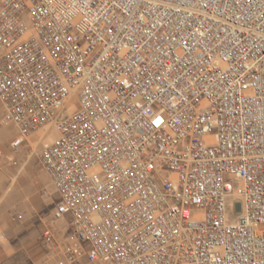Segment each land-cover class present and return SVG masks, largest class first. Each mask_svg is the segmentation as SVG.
<instances>
[{"label": "built area", "instance_id": "1", "mask_svg": "<svg viewBox=\"0 0 264 264\" xmlns=\"http://www.w3.org/2000/svg\"><path fill=\"white\" fill-rule=\"evenodd\" d=\"M0 104L49 264H264V0H0Z\"/></svg>", "mask_w": 264, "mask_h": 264}, {"label": "rangeland", "instance_id": "2", "mask_svg": "<svg viewBox=\"0 0 264 264\" xmlns=\"http://www.w3.org/2000/svg\"><path fill=\"white\" fill-rule=\"evenodd\" d=\"M0 104V264H49L42 233L51 227L59 200L39 162L36 142L12 150L14 130L1 124ZM68 218L52 229L65 236Z\"/></svg>", "mask_w": 264, "mask_h": 264}]
</instances>
